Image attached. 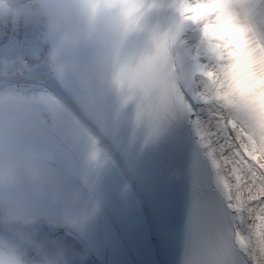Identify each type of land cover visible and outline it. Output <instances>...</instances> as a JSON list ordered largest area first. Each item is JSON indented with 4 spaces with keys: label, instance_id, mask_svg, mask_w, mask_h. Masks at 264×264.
Instances as JSON below:
<instances>
[{
    "label": "clouds",
    "instance_id": "clouds-1",
    "mask_svg": "<svg viewBox=\"0 0 264 264\" xmlns=\"http://www.w3.org/2000/svg\"><path fill=\"white\" fill-rule=\"evenodd\" d=\"M42 12L49 18L61 39L64 70L74 77L78 87L92 94L97 87L119 85V68L112 51L125 29V16L114 0H40ZM216 26L211 41L223 55L225 67H236L249 86L238 103L256 112H264V0H219L207 17ZM85 41L94 56L85 65L77 55ZM50 152L29 151L23 156L0 153V190L17 192L27 183L40 194L51 183L46 169ZM130 185H124L127 192ZM54 199L58 193L52 191ZM26 203L20 198L0 202V225L26 228L35 225ZM0 264H25L16 246L0 238Z\"/></svg>",
    "mask_w": 264,
    "mask_h": 264
},
{
    "label": "snow or ice",
    "instance_id": "snow-or-ice-1",
    "mask_svg": "<svg viewBox=\"0 0 264 264\" xmlns=\"http://www.w3.org/2000/svg\"><path fill=\"white\" fill-rule=\"evenodd\" d=\"M182 90L183 132L195 136L210 168L197 174L186 264H264V112L234 101V114L222 118V104Z\"/></svg>",
    "mask_w": 264,
    "mask_h": 264
},
{
    "label": "bare ground",
    "instance_id": "bare-ground-1",
    "mask_svg": "<svg viewBox=\"0 0 264 264\" xmlns=\"http://www.w3.org/2000/svg\"><path fill=\"white\" fill-rule=\"evenodd\" d=\"M19 2L20 0H15ZM199 1V0H198ZM38 0H28V4L31 7H28L29 10H25V13H29V19H36L37 22H44L45 20H49V18L42 12L41 5ZM27 4V6H28ZM38 6H37V5ZM14 7L11 15H8V3L6 0H0V20L2 21L3 32L0 36V42L6 36V29L13 28L15 32V36L11 39L8 38V42L1 44L0 47L9 48L8 51H1L2 54L14 55L18 58V67L21 68L22 72L27 71V69L31 68L32 63L40 61V67L30 75V79L27 80L31 82V84L24 88L23 92L20 90L22 87H17L16 84H19L20 81H25L24 79H1L0 78V96L7 93H25L29 95V97H38V96H47V97H56L59 99L63 105H65L68 109H70L83 123L84 128L91 134L96 141L101 145V147L109 153L112 159L118 161L121 166L125 169L127 175L132 178V182L136 185L138 189H136L138 194H144L141 187L136 179L130 174V170L126 167L123 154L119 151V149L113 144V142L104 134V132L96 126L92 120L85 116V114L80 110L77 104L74 102L69 93L65 90V88L61 85V82L56 74V65L54 64V48H53V37L51 33V27L48 25L45 29L41 28L40 24L38 27H31V30L25 39L24 42L30 43L31 49L23 45V42H19L16 44L13 40L14 38L19 37V34L22 35L28 30L21 29V26L13 25L12 22L20 23L18 19H16L14 14ZM29 11V12H28ZM23 16L22 15L20 18ZM28 23V22H27ZM191 22L186 18L177 19L176 25L171 31V33H166V38L168 42V56L169 63L168 69H170L172 78V86L174 87L173 94H177V100L183 109L189 108L187 101L185 100L184 90H189L193 87L197 89H204L207 86L211 87L212 90L216 89V83L211 81L204 80L199 77H193L190 71L186 70L185 67V55L183 50V43L185 42H193L199 46H202L201 37L196 34L191 28ZM25 25H23L24 27ZM31 51L34 52V56H31ZM204 59L209 61L211 66L216 71L219 81H224L223 88L230 89L233 87V95L237 98V91L241 88H247L249 86V82L245 81L242 76L239 74V69L236 67H225L223 62L215 61L207 53H204ZM164 67V66H163ZM160 77V76H159ZM158 77V78H159ZM156 85L159 82L153 79ZM162 86H164L162 84ZM264 87V84L261 85ZM42 91H47L42 92ZM53 92L54 95L51 93ZM169 105H167V110L169 112V117L172 119L173 125L177 128L181 121H185V111H181L179 107H176L175 100L168 97ZM218 103V102H217ZM223 104V102H219ZM174 107L175 111L171 109ZM235 112V108H226L223 112V117L226 118V114L233 115ZM219 114V113H218ZM190 135H192L190 133ZM186 138V137H185ZM190 140L196 143V138L194 135L190 137ZM201 157L206 161V159L201 155ZM208 163V162H207ZM127 169H126V168ZM144 197V196H143ZM150 209V208H149ZM152 210L147 209V218L150 221V231L152 233V245L154 250V257L159 264H180V255L181 253H177L174 250V247L171 243V236L166 232V228L163 230H157L153 227V216ZM157 223V220L155 218ZM47 222H51L47 220ZM52 223V222H51ZM52 230L48 231L49 235H53V243L60 242L63 246L64 253L68 256L70 254L71 264H105L104 261L101 260L98 251L92 245V243L85 239L80 233H78L74 228L70 227L67 224H58L53 222L51 225ZM114 229L117 237H119V241L121 242L122 252L125 256H129V258L134 261V257L132 256L131 250L128 246L126 248V240L121 231V229L114 225ZM20 230V229H19ZM18 230V231H19ZM25 230V229H22ZM23 232V231H22ZM55 238L57 239L55 242ZM30 240L28 238L24 239V242L28 244ZM36 264V263H33ZM42 264V263H38ZM44 264H49L46 261Z\"/></svg>",
    "mask_w": 264,
    "mask_h": 264
},
{
    "label": "rangeland",
    "instance_id": "rangeland-1",
    "mask_svg": "<svg viewBox=\"0 0 264 264\" xmlns=\"http://www.w3.org/2000/svg\"><path fill=\"white\" fill-rule=\"evenodd\" d=\"M11 13H12V6L11 5H9L8 6V15H11ZM25 18V17H24ZM29 23H33V24H30L29 26H28V30L25 32V33H23L22 35H20L19 34V36L21 37V38H19V37H17L16 36V38H14V42L16 43V44H18L19 42H23L25 39H23V38H27V36H28V34L27 33H29L31 30H29V29H31V27H33V26H35V27H37V23H36V21L35 20H33V21H28ZM28 23V24H29ZM25 23L24 22H22V23H19V24H17L16 23V25L17 26H22V25H24ZM21 29H25L26 30V28H21ZM15 36V32L13 31V28L11 29V28H9L8 30L6 29V36L4 37V39H2L1 40V44H4V43H6V42H8V38H13ZM8 49L9 48H4V47H0V51H2V50H4V51H8ZM31 84V82H29V81H25V82H20L19 84H16V86L17 87H22V89H24V88H26V87H28L29 85ZM48 257H51L50 255H48ZM66 259V258H65ZM53 264H63L64 262L63 261H60L59 259L58 260H53V262H52Z\"/></svg>",
    "mask_w": 264,
    "mask_h": 264
}]
</instances>
